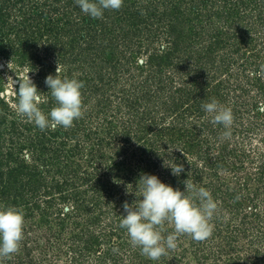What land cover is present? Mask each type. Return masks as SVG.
<instances>
[{
    "label": "rangeland",
    "instance_id": "rangeland-1",
    "mask_svg": "<svg viewBox=\"0 0 264 264\" xmlns=\"http://www.w3.org/2000/svg\"><path fill=\"white\" fill-rule=\"evenodd\" d=\"M195 1L124 0L119 10H106L102 18L91 19L80 11L76 0H0V95L7 100L17 95L14 90L18 91L17 81L30 71L32 81L39 80L37 88L45 101L51 98L55 103L47 93L45 78L55 75L58 65L62 77L82 81L83 116L70 127L71 137L66 138L68 148L77 149L71 159L77 177L73 186L83 192L86 184L79 176L94 174L88 164L90 148L105 155L104 164H95L108 170L104 180L109 181L101 197L105 214L94 225L84 224L93 216L91 210L80 212L81 219H77L80 225L75 227L71 224L75 219L66 218L73 208L71 201H61L59 194H53L51 204L45 207V198L41 196L39 210L25 219L24 224L30 255L19 257V250L11 256L12 260L21 264H72L73 256H77L69 252L73 235H80V230L88 228L83 238L77 240L80 249L87 233L97 235L108 231L107 222L113 219L112 214H126L123 205L130 204L127 196L135 195L141 176L129 174L135 166L149 168L145 173L169 184L173 174L163 166V160L175 158L174 149L171 153L168 149L176 144H171L169 138L150 136L158 127L174 120L172 106H168L169 96L174 93L176 102L181 95L193 92L198 83L208 94L209 102L217 100L231 108L234 116L231 136L227 138L223 136V126L216 130L217 125L205 111L198 117L189 115L186 121H180L185 127L188 122H195L201 150L198 156L209 155L212 163L222 144L231 151L230 155L224 153L229 165L225 168L204 167L203 161L194 157L197 169H201L196 177L189 172L190 166L183 164L185 171L181 174L189 173L192 178L189 181L209 190L217 203L211 220L212 233L202 241L186 234L178 235L175 250L159 261L143 256L130 243L128 234H124L123 249L137 252L138 257L135 260L129 257L122 264H264L261 262L264 259V128L260 125L247 130L248 124L252 126L256 119L261 122L260 115L264 113V92L251 84L259 71L254 64H260V70H264V64L259 63L264 59V25L257 19L259 11L264 13V0H253L251 8L236 5L234 0L228 5H222V0H202L204 8H198ZM180 2V15L170 17L169 12ZM234 4L243 18L228 21L226 17L207 18L206 14H213L219 6L218 10L224 7L228 11ZM168 8L170 11H166ZM198 11L205 17L196 19L194 13ZM175 40L178 46L174 45ZM208 50L211 54L206 57ZM167 54L172 56L167 58ZM199 54L202 59L196 63ZM93 84L102 91L92 94ZM164 102L167 107H162ZM253 106H257L255 114ZM42 109L46 112L48 108ZM99 138L103 141L101 147H97ZM141 146L160 150L164 157L160 156L159 163L160 159L152 156L157 167L147 164L149 157L147 163L143 161ZM178 185L179 181L173 187L179 188ZM120 193L126 196L121 205L116 203ZM165 229L168 234L173 232L170 224ZM216 231L220 233L217 235ZM116 241L110 245L116 248ZM101 245L105 250L109 247L104 242ZM182 250L185 255L181 254ZM99 253L104 252L86 256L82 263L78 260L75 264H94ZM100 264L114 262L103 258Z\"/></svg>",
    "mask_w": 264,
    "mask_h": 264
},
{
    "label": "trees",
    "instance_id": "trees-1",
    "mask_svg": "<svg viewBox=\"0 0 264 264\" xmlns=\"http://www.w3.org/2000/svg\"><path fill=\"white\" fill-rule=\"evenodd\" d=\"M231 1L232 0H222V5H228ZM252 2L253 0L233 1V3L236 5L244 6L245 8H251ZM195 4H197L195 6L198 8H200V6L204 8V1L202 0L195 1ZM235 4L234 6L230 5L231 8L228 11H226L224 7L218 10V8H220L219 6L216 10H214L213 14H206L207 18L211 19L213 16H215V18L221 19L226 17L227 21L230 19L233 20L234 18H243L241 16L239 17ZM180 5L181 2L178 7H174L171 12H169L170 17H172V15H180ZM166 11H170L169 8L166 9ZM201 12L198 11V13H194L196 19L199 17H205L204 13L200 15ZM191 14L192 12H190V15ZM257 19L260 21V25H264V13L259 11L257 14ZM172 30L173 28H171V31ZM174 45L178 46L176 40L174 41ZM174 50L176 51L177 48L175 47ZM210 52L211 51L208 50L205 56L209 57L211 54ZM170 55L172 56V54H167L166 57L170 58ZM201 59V54H199V57L195 62L198 63ZM151 63L152 62L150 61V64ZM259 63L264 64V59L260 60ZM254 66L255 68L258 67L259 71L257 75L254 74V77L251 80L252 87H256L257 90L264 92V70H260V64H254ZM83 78L84 77L80 76V79ZM33 82L36 84V86L40 83L39 80H33ZM88 83L89 82L87 79L86 84ZM96 88L97 87L93 84L90 90L92 94H94V92L96 93L97 91H102L99 89L96 90ZM175 90L183 93L185 88H176ZM173 98L174 93L170 95L167 100L169 101L168 106H172L171 111L174 118V120L172 119L173 122L171 124L158 127L157 131L153 132V135L150 137L164 139L169 138V142H171V144L175 143V148H178L181 151L180 152L176 149L173 150V153L175 154V161L177 163H186V167L190 166L189 172L192 174L194 173V177L199 176L197 172L201 171V169H197V158L203 161L204 167L216 166L217 168H225L229 166L227 163V158H224L225 154L230 155L229 153L231 152L227 149V146L224 144L219 146L217 157L211 163V158L209 155L202 157L198 156L200 155L199 151L201 150L198 146L200 145V141L195 130V122H188V128L185 127L184 123H180L181 119L186 121V117L189 115L198 117L200 114H204L202 104L209 102V96L205 92L202 85L196 83L193 92L181 95L176 102L173 100ZM17 100V95H13L9 100L0 95V205L15 206L23 212L24 219H28L32 217L35 210H39L40 207L38 200H40L41 196L45 198L44 205L46 207L51 204L50 199L53 198L51 195L59 194L58 196L61 201H71L73 204L72 211L66 215L67 219H75L73 220L74 222L71 223L72 225L78 227L80 223L77 222V219H81L78 218L80 212H88L89 210L92 211L93 216L88 219L86 218L87 220H85L84 224L89 226L98 223L102 213L105 214V211L102 208L103 205L101 204V197L103 196L105 187H107V183H109V181L104 180L105 173L108 170L99 169L98 164L96 165L95 163H99L100 165L104 164V161L106 160L105 155L100 153L99 150L96 151L93 150L94 148H90V156H88L90 159H88V164L92 166L91 170L94 172V174H88L87 172L83 171L87 173V175L84 177L79 176V179L86 184V189L83 190V192L74 189L75 187L73 186V182L77 181L75 179L77 177L75 170H73L71 159L76 155L75 152H77V149L75 147L72 149L68 148L69 143L66 141L67 137H71V128H57L55 131H41L37 126H35L34 123L29 122L26 118H21L17 115L16 108L14 107L15 103H17ZM166 104L167 102H164L162 107H165ZM45 106L48 108L46 110V112H48L52 107L55 106V103H53L51 98H49L47 102H44L40 105L41 108H45ZM256 108L257 106H253L252 108V112L254 109V114L256 112ZM260 116L262 117L261 122L256 119L255 122H252L254 123L252 126L249 122L250 124L247 126L248 131L254 130L256 126L260 127V125H262L264 128V113ZM205 126L209 130L213 129V127L211 128L208 125ZM218 126L219 125H217L216 130H218ZM149 132L151 133V131ZM95 133L96 131L94 130L93 134ZM262 139L264 140V137ZM147 142V140L144 141L145 144ZM102 145L103 141L101 138H99L97 147H101ZM140 150L141 153L145 155V157L142 158L145 163H147V157H149L147 164H150V166L153 167L158 166V163L161 161L159 155L160 150L146 148L144 146H141ZM154 155L155 157H158V160L160 159L158 163L153 160L152 156ZM194 157H196V159ZM233 164L234 163H232V165ZM134 168V170L131 168L132 170L129 173L134 177H136L138 173H145L149 169L142 165L135 166ZM76 169L80 170V166H77ZM129 174L127 173V177H129ZM188 178L190 181H192V178H190L187 173H183L179 177L173 175L169 179V185L173 186L179 181V189L184 190V184L182 183ZM193 182L194 184L197 183L196 181ZM68 186L73 187V189L69 190V188H67ZM66 191L68 192L66 193ZM127 197L130 204H132L134 200L137 199L134 194H129ZM125 198L126 196L120 193L119 199L116 201V203L121 205V202H123ZM111 217L113 219L107 222V224L110 225L109 230L105 232H99L97 235L87 233L86 238H88L84 239L83 246H79L80 249H78L76 243L83 238L82 235H85L88 228L85 231L84 228L80 230V235L77 234L71 237L73 243L70 246L69 252L72 253V255H77L73 256L74 262L72 264H75V262L78 260H81L82 263L86 256L89 257L92 256V254L94 255L96 252L101 251L104 253L102 255L100 253L96 255L94 264L102 263L103 258H108L114 262V264H122L124 263L125 259L129 257L134 260L138 257L137 252H130V249H127V252V250H124L122 247L125 242L124 240H126L125 238H129V236L124 237V234L127 233L125 232V229L120 227V221L122 217L117 213L112 214ZM165 232L168 234L169 231L166 230ZM219 233L220 231H216L217 235ZM113 240H117L116 248L114 245H110L113 243ZM28 241L29 238L24 236L19 249V257H28L30 255L31 248L28 246ZM103 242L105 244L107 243L109 246L106 248V250L102 248L101 243ZM189 245L192 246V244ZM179 248L182 247L180 246ZM182 251L183 252H181V254L185 255V250ZM261 262H264V259ZM21 263L22 262H16L11 258H0V264Z\"/></svg>",
    "mask_w": 264,
    "mask_h": 264
},
{
    "label": "clouds",
    "instance_id": "clouds-1",
    "mask_svg": "<svg viewBox=\"0 0 264 264\" xmlns=\"http://www.w3.org/2000/svg\"><path fill=\"white\" fill-rule=\"evenodd\" d=\"M123 3L124 0H76L80 11L91 19L102 18L106 10H119ZM29 72L17 81L18 91L13 87L18 96L17 115L34 123L41 131L72 127L83 116V82L62 77L58 65L55 75L49 74L45 78L47 93L55 102V106L45 112L40 107L46 102L45 98L29 77ZM202 108L214 125L223 126V136L230 137L234 120L231 108L215 99L202 104ZM173 149L180 151L172 148L168 153ZM163 166L170 168L177 177L185 171L183 163H177L175 159H164ZM183 184L185 187L181 190L162 182L154 174L143 173L136 183L137 199L132 204L125 202L123 205L126 214L120 215V227L126 230L130 243L151 261H159L170 250H175L178 235L186 234L193 240L202 241L212 233L211 220L217 203L211 192L197 187L189 178ZM24 224V214L19 208L0 205V258H11L19 251L24 238ZM166 224L172 225L173 232L165 237Z\"/></svg>",
    "mask_w": 264,
    "mask_h": 264
},
{
    "label": "water",
    "instance_id": "water-1",
    "mask_svg": "<svg viewBox=\"0 0 264 264\" xmlns=\"http://www.w3.org/2000/svg\"><path fill=\"white\" fill-rule=\"evenodd\" d=\"M15 83V82H14Z\"/></svg>",
    "mask_w": 264,
    "mask_h": 264
}]
</instances>
